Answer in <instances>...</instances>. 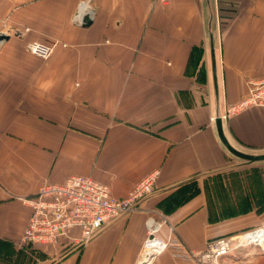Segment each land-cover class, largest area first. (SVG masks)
Returning <instances> with one entry per match:
<instances>
[{"label": "crops", "instance_id": "obj_1", "mask_svg": "<svg viewBox=\"0 0 264 264\" xmlns=\"http://www.w3.org/2000/svg\"><path fill=\"white\" fill-rule=\"evenodd\" d=\"M205 1L219 6L223 115L264 77V0ZM83 2L88 28L73 22ZM204 11L203 0H0L9 37L0 52V264H138L149 219L162 224L154 240L170 246L152 264H197L172 246L200 253L264 227V162H243L218 137L210 46L207 80L191 66ZM32 41L53 45L51 57L31 55ZM222 121L234 147L264 153V108ZM77 175L121 200L149 177L154 191L85 244H24L25 201ZM222 264H264V255L251 248Z\"/></svg>", "mask_w": 264, "mask_h": 264}, {"label": "built area", "instance_id": "obj_2", "mask_svg": "<svg viewBox=\"0 0 264 264\" xmlns=\"http://www.w3.org/2000/svg\"><path fill=\"white\" fill-rule=\"evenodd\" d=\"M154 1L162 4L170 2ZM87 11L91 12L92 17L91 5L83 2L77 9L73 22L80 25ZM3 43L4 40L0 41V52ZM26 48L31 55L44 60L54 52L53 45L38 41L29 42ZM251 107L264 108V77L250 80L247 93L238 102L231 104L221 118L227 120ZM154 184L153 177L146 178L137 184L130 196L121 200L113 196L109 186L88 176H72L62 184L44 183L35 196L25 201L31 208V215L22 241L31 246L57 245L66 239L76 244H85L119 217L135 210V202L150 196L154 191ZM161 226L154 219L148 220L149 238L138 264H152L157 255L170 247L153 238ZM74 231L78 232L77 236H73ZM153 241L157 243L150 247ZM251 248L264 255V227L214 239L200 253L189 250L181 243L172 246L175 257L195 260L197 264H222L223 260Z\"/></svg>", "mask_w": 264, "mask_h": 264}, {"label": "water", "instance_id": "obj_3", "mask_svg": "<svg viewBox=\"0 0 264 264\" xmlns=\"http://www.w3.org/2000/svg\"><path fill=\"white\" fill-rule=\"evenodd\" d=\"M214 15L211 13L210 21H209V46H210V62H211V72H212V79H213V88H214V95L216 98V113H215V124L216 129L218 132V137L223 144V146L227 149V151L232 154L234 157L242 160L245 163L253 164L264 162V153L262 154H251L243 152L236 147H234L228 138L226 137L224 130H223V121L221 118L220 110H219V92H218V84H217V61H216V53H215V42H214V33L212 30V21ZM93 23V19L91 17V12L87 11L84 15L82 22L79 26L83 28H88ZM9 37L5 35H0V41L8 40Z\"/></svg>", "mask_w": 264, "mask_h": 264}, {"label": "rangeland", "instance_id": "obj_4", "mask_svg": "<svg viewBox=\"0 0 264 264\" xmlns=\"http://www.w3.org/2000/svg\"><path fill=\"white\" fill-rule=\"evenodd\" d=\"M203 3H204V9H205L204 12L206 16L205 17V25H206L205 40H204V43H202L199 47H195L193 49L192 65H191L192 69H194V72H198L199 74L204 76V78H201L200 80L201 82L203 79L207 80V75H209V71H210L209 61H208V50H209V40H208V29L209 28L208 27H209L211 13L214 15L213 21H212V30L214 34L216 35H218L217 29H218V25L220 21L219 6L217 7L215 4L213 5V3H211L212 6L210 7V5L205 0H203Z\"/></svg>", "mask_w": 264, "mask_h": 264}, {"label": "bare ground", "instance_id": "obj_5", "mask_svg": "<svg viewBox=\"0 0 264 264\" xmlns=\"http://www.w3.org/2000/svg\"><path fill=\"white\" fill-rule=\"evenodd\" d=\"M155 243H157L156 241H153V242H151V245H150V247H152V246H154V244ZM150 252H153V250L152 249H150Z\"/></svg>", "mask_w": 264, "mask_h": 264}]
</instances>
